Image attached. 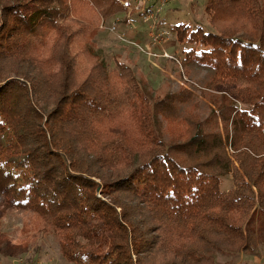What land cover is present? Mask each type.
I'll return each mask as SVG.
<instances>
[{
	"label": "trees",
	"instance_id": "16d2710c",
	"mask_svg": "<svg viewBox=\"0 0 264 264\" xmlns=\"http://www.w3.org/2000/svg\"><path fill=\"white\" fill-rule=\"evenodd\" d=\"M135 1L13 0L0 10V195L72 264H216L215 252H250L251 226H264V0H208L211 31L176 27L187 49L171 60L210 71L206 89L230 87L205 120L180 107L192 91L156 98L131 65L95 60L92 38V69L78 72L60 22L87 8L108 20ZM54 32L57 70L39 59ZM162 119L182 121V143L164 139Z\"/></svg>",
	"mask_w": 264,
	"mask_h": 264
},
{
	"label": "rangeland",
	"instance_id": "374dc122",
	"mask_svg": "<svg viewBox=\"0 0 264 264\" xmlns=\"http://www.w3.org/2000/svg\"><path fill=\"white\" fill-rule=\"evenodd\" d=\"M12 2L13 0H0V10ZM135 2L137 4L133 7L123 3L128 9V14H118L108 20H104L94 10L87 8L78 15L73 11L68 19L60 22L66 29L61 40L71 37L70 49L76 57L78 72L85 75L92 69V62L83 52L84 46L91 47L86 39L92 38V43L96 45L95 60L99 56L110 69L116 66V60L131 65L138 79L146 88L153 91L156 98L163 97L167 93H176L180 87L192 91L196 98L191 104L180 106L183 113L191 111L201 119H207L211 114V107H214V101L220 99L223 90L230 91L229 85L223 84L216 91L206 89L204 86L210 78V71L192 67L187 73L181 64L171 59L180 60L181 53L187 49L185 44L181 45L176 41L177 26L188 25L193 29L202 27L208 32L212 30L205 14L208 0H136ZM146 4L154 6L155 13V18L147 21L141 13ZM156 24H158L157 32L164 30L170 32L171 41L168 40L169 42L166 41V44L162 45L152 44L150 32ZM68 33H71V36ZM58 40L60 34L52 33L47 41L49 42L47 48L42 51L39 58L44 63L47 61L54 65L51 68L53 70H57L58 67L50 61L51 48L54 41ZM147 47H150V51ZM165 53L169 58L164 56ZM162 120L164 139L167 142L175 139V143H182L185 138L178 139L181 132L178 128L183 124L182 121ZM229 149H226L228 157L236 162L233 150L229 151ZM234 182H236L234 175L226 178L222 190L226 192L233 189ZM257 212L263 211L258 207ZM259 224L260 221H257L251 226L255 234L250 252L236 256L215 252L213 255L216 264H264V226ZM43 229L38 219H33L27 212L14 209L13 202L8 203L0 195V264H72L62 257L58 240L43 233Z\"/></svg>",
	"mask_w": 264,
	"mask_h": 264
},
{
	"label": "built area",
	"instance_id": "2783aa9c",
	"mask_svg": "<svg viewBox=\"0 0 264 264\" xmlns=\"http://www.w3.org/2000/svg\"><path fill=\"white\" fill-rule=\"evenodd\" d=\"M137 9L139 10L140 8H137ZM141 13H142V16H144L146 21L151 20V18H153L155 16L154 11L153 10H151V11L147 10L146 6L143 7V9L141 10ZM157 13H159L158 10H157ZM153 23H156V22H153ZM157 27H158V24H156V26L154 28H151L150 37L152 39L153 45H156V44L162 45L166 41L170 40L171 34H170V32H168L166 30L157 32ZM147 49L149 50L150 47H147ZM150 55H151V53H150ZM164 56L166 58H169V56L166 53L164 54ZM229 151H231V149H229Z\"/></svg>",
	"mask_w": 264,
	"mask_h": 264
}]
</instances>
